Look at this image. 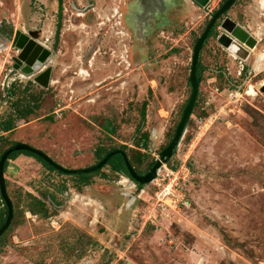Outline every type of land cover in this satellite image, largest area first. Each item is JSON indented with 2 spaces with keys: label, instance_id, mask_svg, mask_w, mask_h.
Returning a JSON list of instances; mask_svg holds the SVG:
<instances>
[{
  "label": "rangeland",
  "instance_id": "1",
  "mask_svg": "<svg viewBox=\"0 0 264 264\" xmlns=\"http://www.w3.org/2000/svg\"><path fill=\"white\" fill-rule=\"evenodd\" d=\"M222 2L176 29L157 28L143 0H63L60 46L47 61L51 83L43 88L35 75L13 69L12 39L16 30L37 32L52 49L57 0H0V121L17 116V102L37 106L1 133L0 155L26 143L74 170L96 165L98 152L126 146L128 159L146 171L175 136L192 94L195 44ZM260 2L238 0L224 15L257 40L246 60L219 44L220 21L202 46L197 105L164 165L185 171L180 189L159 198L157 177L138 188L109 166L79 187L74 174L21 154L5 171L15 214L0 264H264Z\"/></svg>",
  "mask_w": 264,
  "mask_h": 264
},
{
  "label": "water",
  "instance_id": "2",
  "mask_svg": "<svg viewBox=\"0 0 264 264\" xmlns=\"http://www.w3.org/2000/svg\"><path fill=\"white\" fill-rule=\"evenodd\" d=\"M163 0H143L144 10L147 11L148 18L153 17L155 12L160 13L158 8L162 4ZM200 8H207L215 0H191ZM237 0H223L221 6L211 15L208 25L206 26L203 34L197 40L192 58V68H191V84H192V94L188 101V104L183 112L180 123L177 126L175 136L172 142L166 147V149L161 153V158H157L155 163L150 168V170L145 175H140L136 172L134 167L131 165L127 154L119 149L109 152L101 161L96 165L88 168L69 170L56 163L47 153L44 151L34 148L26 143L17 142L10 148L4 151L0 157V195L5 202L8 215L5 224L0 228V236H2L5 231L10 227L14 218V204L10 198L5 178V163L9 159V156L16 151H29L41 158H43L48 164L63 173L68 174H86L95 172L102 169L107 165L108 161L117 153L123 155L124 161L128 168L131 178L145 185L151 183L159 174L161 168L165 165L168 158L174 153L177 144L186 128L187 122L192 114L194 104L196 102L198 89H199V79L196 75V70L198 66L199 56L201 49L205 41L211 34V31L215 28L217 23L220 21L221 33L218 38L219 44L230 50L233 54L246 60L250 55V49L257 45V40L252 36V34L241 24L233 20L229 16H224L231 7L236 3ZM59 2V24L58 30L56 31L55 44L51 49L42 45L38 40L37 32L26 33L22 30H16L12 39V48L18 51V54L13 57L14 63L12 64L13 69L20 70L26 75H35L34 81L37 82L43 88H48L51 81L52 67L46 66L47 61L50 56L55 52L58 40L60 38V28L62 23V10L63 3L62 0ZM159 3V5H154V3ZM154 5V6H153ZM158 6V7H157ZM157 8V9H156ZM162 12V11H161ZM224 16V17H223ZM223 17V18H222ZM264 91V86L262 87ZM6 97H9L7 88L5 87ZM131 264V263H128Z\"/></svg>",
  "mask_w": 264,
  "mask_h": 264
},
{
  "label": "trees",
  "instance_id": "3",
  "mask_svg": "<svg viewBox=\"0 0 264 264\" xmlns=\"http://www.w3.org/2000/svg\"><path fill=\"white\" fill-rule=\"evenodd\" d=\"M213 35H217V25L215 26V28L211 31V34H210V37L213 36ZM206 43V42H205ZM202 71H203V68L201 66V63L199 62L198 63V66H197V70H196V75L198 77V79L200 80L201 79V74H202ZM10 94L13 96V95H16L17 92L15 91V89H10ZM189 100V99H188ZM188 100L186 102V105L188 103ZM17 105H18V111L19 113L17 114V116H9L8 118L0 121V140L3 139V135H1V133H5V132H11L15 129L17 123L20 121V120H25V118L28 117V115L30 113H33L34 111V108L36 107H32V106H24L22 104H19L17 102ZM197 105V100L194 104V107ZM141 137L143 138L142 139V144H145L147 142V138H148V134L147 133H143L141 135ZM15 143H12V146L14 145ZM116 149H119V150H122L124 151L126 154V146H120V147H113V148H110L108 149L107 151H105L103 154L99 153L98 152V161H101L109 152L113 151V150H116ZM4 153V151L1 153V155ZM21 154H25L27 156H30V157H34L36 158L38 161H40L42 164H44L49 170H52V171H56L58 172L59 174H64L63 172H60L59 170H56L54 167H52L50 164H48L43 158H41L40 156L32 153V152H29V151H25V150H21V151H16V152H13L10 156H9V159H16L19 155ZM0 155V157H1ZM128 156V154H127ZM142 156V154H141ZM9 159L6 161L5 163V171L7 170V167H8V163H9ZM129 161L131 163V165L134 167V169L136 170L137 173L139 174H144L145 172H147L154 164V161L150 162L147 166V170L146 171H141V170H138L135 166H134V161L131 160L129 158ZM106 166H109L110 169L116 173H119V174H123V175H126L128 178L131 179V176L129 174V171H128V168L126 166V163L124 161V158H123V155L120 154V153H117L115 154L107 163ZM101 172V169L100 170H97L95 172H91V173H86V174H74L73 177L74 179L80 184L79 187L81 186H86V185H89L91 183V178L93 175L97 174V173H100ZM137 186L139 188L143 187V185L137 183ZM66 187L65 186H61L60 190L63 191ZM31 197V196H30ZM32 201L34 203H37L38 205L44 207V203L39 200L38 198L36 197H32ZM0 228L5 224V221H6V218H7V215H8V209H7V206L5 204V202L3 201L1 195H0ZM37 206V205H36ZM34 206V207H36ZM34 207H30L31 208V211L32 212H36V208ZM15 208V206H14ZM14 214H15V210H14ZM16 217V215H15ZM10 228V227H9ZM4 236V234L2 236H0V243H1V240H2V237Z\"/></svg>",
  "mask_w": 264,
  "mask_h": 264
},
{
  "label": "crops",
  "instance_id": "4",
  "mask_svg": "<svg viewBox=\"0 0 264 264\" xmlns=\"http://www.w3.org/2000/svg\"><path fill=\"white\" fill-rule=\"evenodd\" d=\"M162 2L164 7L159 8L160 13L156 11L153 16V22L157 28L169 23L171 28L177 29L180 28L178 26H181L179 22L196 24L199 22V15L203 17V8L198 7L191 0H163ZM156 4L159 5L155 2L154 5Z\"/></svg>",
  "mask_w": 264,
  "mask_h": 264
},
{
  "label": "built area",
  "instance_id": "5",
  "mask_svg": "<svg viewBox=\"0 0 264 264\" xmlns=\"http://www.w3.org/2000/svg\"><path fill=\"white\" fill-rule=\"evenodd\" d=\"M165 172L161 174L159 172L157 178V187L159 191L157 192V197L161 198L163 196H168L169 194H174V192L180 189L179 184L181 182V178H185V171L184 174L181 176L182 172H176L174 170H170L167 166H164ZM160 175L162 178H160ZM1 207V206H0Z\"/></svg>",
  "mask_w": 264,
  "mask_h": 264
},
{
  "label": "flooded vegetation",
  "instance_id": "6",
  "mask_svg": "<svg viewBox=\"0 0 264 264\" xmlns=\"http://www.w3.org/2000/svg\"><path fill=\"white\" fill-rule=\"evenodd\" d=\"M62 3H63V0H62ZM57 4H58V6H57V14H56V25H55V33H54V41H53V44H52V48H53V46H54V44H55V36H56V31L58 30V24H59V2H58V0H57ZM63 25H64V7H63V10H62V23H61V28H60V38H59V40H58V44H57V47H56V50H55V52L54 53H57V51H58V48H59V46H60V40H61V36H62V29H63ZM42 44V43H41ZM43 45V44H42ZM46 47V46H45ZM48 48V47H47ZM50 49V48H49ZM52 50V49H51ZM53 53V54H54ZM52 67V66H51ZM50 83H51V81H50ZM150 170V169H149ZM148 170V171H149ZM147 171V172H148ZM147 172H145L144 174H140V175H145ZM139 174V173H138ZM131 180L133 181V182H135V184H136V181H134L132 178H131ZM138 183V182H137ZM140 184V183H139ZM137 185V184H136ZM139 188V187H138Z\"/></svg>",
  "mask_w": 264,
  "mask_h": 264
},
{
  "label": "bare ground",
  "instance_id": "7",
  "mask_svg": "<svg viewBox=\"0 0 264 264\" xmlns=\"http://www.w3.org/2000/svg\"><path fill=\"white\" fill-rule=\"evenodd\" d=\"M262 5L264 6V2H262ZM117 10V9H116Z\"/></svg>",
  "mask_w": 264,
  "mask_h": 264
}]
</instances>
